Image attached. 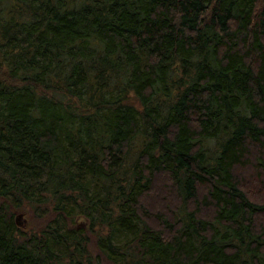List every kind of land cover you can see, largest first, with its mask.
Segmentation results:
<instances>
[{
  "label": "trees",
  "instance_id": "trees-1",
  "mask_svg": "<svg viewBox=\"0 0 264 264\" xmlns=\"http://www.w3.org/2000/svg\"><path fill=\"white\" fill-rule=\"evenodd\" d=\"M102 259L264 264V0H0V264Z\"/></svg>",
  "mask_w": 264,
  "mask_h": 264
},
{
  "label": "rangeland",
  "instance_id": "rangeland-1",
  "mask_svg": "<svg viewBox=\"0 0 264 264\" xmlns=\"http://www.w3.org/2000/svg\"><path fill=\"white\" fill-rule=\"evenodd\" d=\"M21 213L23 214V216L21 218H18V215ZM14 215H15V220H18V222L21 224V226L20 225H17V226L27 233H30L31 229L39 227L42 223V221L38 220V218H36L34 216V214L31 212V210L27 209V208L16 210L14 212ZM83 221L84 220H79L78 223L75 224L76 227L77 228L85 227V226L81 225L84 223ZM90 250L93 252L94 255L99 254L97 249H96V246L94 244V241H92L90 244ZM102 264H110V263H108L104 259H102Z\"/></svg>",
  "mask_w": 264,
  "mask_h": 264
},
{
  "label": "water",
  "instance_id": "water-1",
  "mask_svg": "<svg viewBox=\"0 0 264 264\" xmlns=\"http://www.w3.org/2000/svg\"><path fill=\"white\" fill-rule=\"evenodd\" d=\"M22 216H23V214L21 213L18 215V218H21ZM17 224L21 226V224L18 222V220H17Z\"/></svg>",
  "mask_w": 264,
  "mask_h": 264
}]
</instances>
